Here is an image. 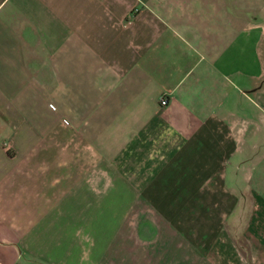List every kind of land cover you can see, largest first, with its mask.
<instances>
[{"label": "crops", "instance_id": "crops-1", "mask_svg": "<svg viewBox=\"0 0 264 264\" xmlns=\"http://www.w3.org/2000/svg\"><path fill=\"white\" fill-rule=\"evenodd\" d=\"M0 264H264V0H0Z\"/></svg>", "mask_w": 264, "mask_h": 264}, {"label": "built area", "instance_id": "built-area-1", "mask_svg": "<svg viewBox=\"0 0 264 264\" xmlns=\"http://www.w3.org/2000/svg\"><path fill=\"white\" fill-rule=\"evenodd\" d=\"M166 102H167V100H166L165 97H162V98L160 99V104H161V105H165Z\"/></svg>", "mask_w": 264, "mask_h": 264}]
</instances>
